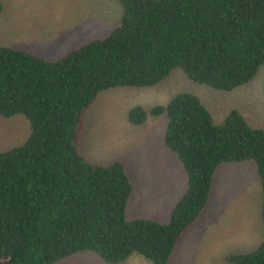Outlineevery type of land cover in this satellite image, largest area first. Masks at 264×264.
Returning a JSON list of instances; mask_svg holds the SVG:
<instances>
[{"label":"trees","instance_id":"trees-1","mask_svg":"<svg viewBox=\"0 0 264 264\" xmlns=\"http://www.w3.org/2000/svg\"><path fill=\"white\" fill-rule=\"evenodd\" d=\"M116 1L121 16L106 35L56 60L1 37L0 119L21 116L29 133L0 151V264H55L82 253L105 264L134 254L169 264L208 203L216 169L244 162L260 184L262 235L224 262L264 264V127L236 110L216 121L185 92L129 109L131 126L162 119L161 144L185 173L166 222L127 220L134 187L125 165L91 163L79 146L83 118L109 90L159 87L174 71L217 93L253 82L264 67V0Z\"/></svg>","mask_w":264,"mask_h":264},{"label":"rangeland","instance_id":"rangeland-1","mask_svg":"<svg viewBox=\"0 0 264 264\" xmlns=\"http://www.w3.org/2000/svg\"><path fill=\"white\" fill-rule=\"evenodd\" d=\"M0 45L20 44L22 50L56 60L85 41L106 35L119 21L116 0H0ZM5 39V41H7ZM18 42V43H17ZM14 48L13 46H10ZM198 97L216 121L229 111L264 127V67L256 79L232 93H217L172 72L163 85L150 89H115L103 93L83 118L80 152L91 163L121 161L133 184L126 219L166 222L185 191V173L161 144L162 119L131 126L129 109L165 104L177 93ZM28 122L21 116L0 119V151L24 142ZM260 184L252 163L220 165L210 197L198 219L182 235L169 264H226L229 253L253 249L261 240ZM55 264H105L90 253ZM120 264H151L132 255Z\"/></svg>","mask_w":264,"mask_h":264}]
</instances>
